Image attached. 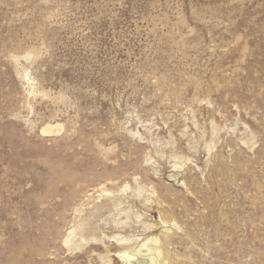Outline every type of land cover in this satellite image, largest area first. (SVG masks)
<instances>
[{
  "label": "rangeland",
  "instance_id": "obj_1",
  "mask_svg": "<svg viewBox=\"0 0 264 264\" xmlns=\"http://www.w3.org/2000/svg\"><path fill=\"white\" fill-rule=\"evenodd\" d=\"M162 260L264 264V0H0V264Z\"/></svg>",
  "mask_w": 264,
  "mask_h": 264
},
{
  "label": "bare ground",
  "instance_id": "obj_2",
  "mask_svg": "<svg viewBox=\"0 0 264 264\" xmlns=\"http://www.w3.org/2000/svg\"><path fill=\"white\" fill-rule=\"evenodd\" d=\"M150 207H151V205H150ZM159 210H160L161 221H162L161 223L164 225V228L167 231H170V223L173 222V219L164 210H162V209H159ZM137 218H141V215H137ZM118 225L119 224H117V226ZM143 225L145 226L146 229H150L153 227L151 224H146L145 222L143 223ZM72 237H73V233H71V236L69 237V239L67 241L68 243L71 242ZM124 240H125V238H121L118 241H124ZM156 242L159 243L158 237L156 238ZM117 255L119 256V255H121V253H117ZM162 261L164 262V264H166V262H167L166 260H162Z\"/></svg>",
  "mask_w": 264,
  "mask_h": 264
}]
</instances>
